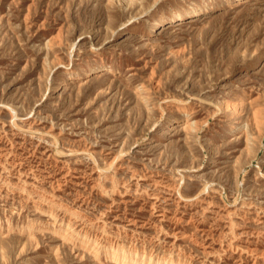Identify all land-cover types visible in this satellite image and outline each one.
<instances>
[{"label":"rangeland","instance_id":"374dc122","mask_svg":"<svg viewBox=\"0 0 264 264\" xmlns=\"http://www.w3.org/2000/svg\"><path fill=\"white\" fill-rule=\"evenodd\" d=\"M112 248L264 264V0H0V264Z\"/></svg>","mask_w":264,"mask_h":264},{"label":"bare ground","instance_id":"6f19581e","mask_svg":"<svg viewBox=\"0 0 264 264\" xmlns=\"http://www.w3.org/2000/svg\"><path fill=\"white\" fill-rule=\"evenodd\" d=\"M215 4L214 3H209L207 6H195L189 10H184V11H179L176 12L173 16L167 17V16H162L159 19H157L153 25H155L153 27V31L156 29V27L161 28V26L165 23V22H171V21H177V20H182L184 18L187 17H191L194 15H199L201 13H205V12H209L212 11L214 9ZM169 24V23H168ZM94 66V65H93ZM104 69V68H103ZM91 70V69H90ZM228 106V105H227ZM237 108L234 109V111H236ZM254 112V111H253ZM185 120V119H184ZM176 123V122H175ZM180 124V123H179ZM185 127L187 128H193V123L192 122H188L187 124H184ZM176 126H173L172 128H174ZM184 127V128H185ZM191 130V129H190ZM69 227V226H68ZM68 232V231H67ZM89 243V242H88ZM84 244V243H83ZM108 251V250H107ZM110 255L116 259V261H118L121 264H131L130 263V258L128 257V255H123L122 257H119V250L116 249H110L109 250ZM130 253V252H129ZM137 255V254H136ZM136 257V256H135ZM133 264V263H132ZM169 264V263H168Z\"/></svg>","mask_w":264,"mask_h":264}]
</instances>
